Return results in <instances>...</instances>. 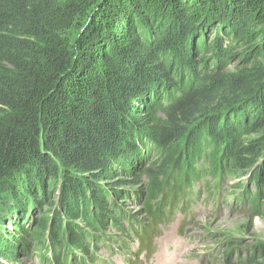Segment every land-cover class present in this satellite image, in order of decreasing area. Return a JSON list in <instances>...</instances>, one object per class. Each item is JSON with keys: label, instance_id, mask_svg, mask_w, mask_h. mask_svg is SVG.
<instances>
[{"label": "trees", "instance_id": "trees-1", "mask_svg": "<svg viewBox=\"0 0 264 264\" xmlns=\"http://www.w3.org/2000/svg\"><path fill=\"white\" fill-rule=\"evenodd\" d=\"M247 39L257 64L225 71L229 48ZM206 51L213 70L199 73L207 57L196 55ZM240 132L260 135L237 142ZM147 145L165 155L138 170ZM210 147L239 168L264 154V0H0V264L39 246L33 234L44 232L46 264H96L93 232L110 226L138 247L120 243L109 255L125 252L134 264ZM219 167L212 159L210 171ZM123 168L144 187L140 224L113 214L105 199L114 195L99 185ZM263 172L254 167L259 187ZM55 179L58 205L86 230L67 222L60 234L58 216L52 225L42 215L25 222ZM114 182L107 189L122 199L124 181ZM5 220L14 230L2 229Z\"/></svg>", "mask_w": 264, "mask_h": 264}, {"label": "rangeland", "instance_id": "rangeland-1", "mask_svg": "<svg viewBox=\"0 0 264 264\" xmlns=\"http://www.w3.org/2000/svg\"><path fill=\"white\" fill-rule=\"evenodd\" d=\"M209 37L211 38V36ZM251 44H253L252 41L247 39L238 45V48H236L237 45L229 48L231 49L230 54L233 55L224 59L222 68L225 71L235 72L249 69L253 64H257L259 59L255 54L246 55L247 52L252 51L249 47ZM211 54L206 51L204 54L196 55V59L201 56L207 57L205 67L200 63L199 73L212 69L215 58ZM171 73L176 80V74ZM161 106L156 109V115L163 118L166 107L164 104ZM142 117L148 126L151 125L153 114L151 117L150 115ZM258 135L260 133L240 132L237 142H245ZM221 150L220 147H210L206 153L204 152V159L197 160L202 161L203 164L198 167V170H191L193 178L182 196L176 200L175 203H179L177 210L167 224L160 228V235L152 242L151 253L142 254L137 264H243L248 261L246 259L252 256L255 257V262L252 264H264V187H261L264 185L259 184V187L253 176L255 166L264 169V154L256 159L254 165L239 168L234 166L228 157L219 160L224 152ZM164 155V152L157 151L147 145L141 156L138 170L146 167L149 162L158 163ZM244 157L253 158L246 154ZM212 159H216L220 163L222 171L219 170L220 167L218 172L210 171ZM135 171L137 174V169ZM113 176L114 178L107 182L101 179L99 182L100 187L108 190L110 195H114L113 198L105 199V201L111 205L110 209L113 214L116 215V208L124 213L125 216L117 214L122 220L129 217L131 221L139 223L138 221L142 219L141 213H143V208L140 205L142 202L140 193L144 187L136 183L134 185L132 183L135 179L134 175L128 173L124 168L122 171L114 173ZM261 177H264V172ZM116 179L124 181L118 184L119 187L126 189L122 199L116 196L113 189H107L115 183ZM140 179L145 180V177L141 175ZM48 181L51 180H47L44 184V195L39 196L34 204H31L30 213L33 218L29 219V222L28 220L25 222L30 225L42 215L48 224L52 225L53 220L58 216L61 220L58 231L60 234L65 230L67 222L77 224L80 229L82 228L81 231L86 230L85 227L88 223L84 219L76 217L75 220L69 221L63 208L58 205L62 191L59 180L55 179L52 181L53 183ZM52 186L53 188H51ZM254 195H257L255 201H253ZM181 203L182 208H180ZM90 218L91 216H89ZM1 227L4 230H14V223L11 220H5ZM97 233L93 232L99 243L97 246L90 244L89 249L91 253H95V257L103 261L106 260L107 264H123L121 258L127 255L125 252L121 251L114 256H110L108 252L119 247L120 243L128 246L131 252L136 250V243L134 242L133 245L128 243L125 234L112 226L104 231L105 234ZM41 234H33L34 237L38 235L37 239L40 236L39 242H42L39 243V246L35 244L32 246V243L29 242L28 250L17 251L14 257H8L4 263L46 264L43 257L46 254L43 247L46 235L45 232ZM105 237H110L109 245L106 244ZM48 248L50 249V247ZM48 251L50 256V250Z\"/></svg>", "mask_w": 264, "mask_h": 264}]
</instances>
